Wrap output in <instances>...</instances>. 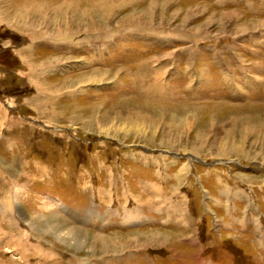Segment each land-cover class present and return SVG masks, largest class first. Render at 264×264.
Returning a JSON list of instances; mask_svg holds the SVG:
<instances>
[{"label": "rangeland", "instance_id": "obj_1", "mask_svg": "<svg viewBox=\"0 0 264 264\" xmlns=\"http://www.w3.org/2000/svg\"><path fill=\"white\" fill-rule=\"evenodd\" d=\"M0 52V264H264V0H0Z\"/></svg>", "mask_w": 264, "mask_h": 264}, {"label": "bare ground", "instance_id": "obj_2", "mask_svg": "<svg viewBox=\"0 0 264 264\" xmlns=\"http://www.w3.org/2000/svg\"><path fill=\"white\" fill-rule=\"evenodd\" d=\"M67 3L68 2H66V5H67ZM97 7H98V9H100L99 10V12L98 13H100L99 14V19H97V18H94L93 16H95L96 15V13H94V12H92L91 14H89L88 13V11L87 10H81L80 11V14L79 15H81V14H83L84 16H83V18H81V17H77V19L78 20H82V19H85L86 20V18L88 17V21L90 20V24H93L94 22L93 21H95V20H98V21H101V22H105V21H107L108 20V15H103V13H106V10H107V8L109 7V6H107L106 4H103L102 2H98L97 4ZM61 6H65V4H63V5H61ZM60 6V7H61ZM76 6V5H75ZM68 9H71V6H69L68 7ZM97 9V10H98ZM55 10V13H57L56 14V17H58V15H61L60 14V9L59 8H57V9H54ZM85 11V12H84ZM92 15V16H91ZM63 17V16H62ZM72 18V19H71ZM74 16H69V19H67V17H66V19L67 20H69L70 22H72L71 20H73L74 21ZM77 20V23L75 22V24L77 25L76 26V29L77 30H75V29H73V28H68L67 30V32L66 33H57L56 35H52V36H49L48 38H46V39H48L49 41H51L52 43H55V44H62V43H67V45H70V46H72V47H80L81 46V43H84V44H87V42H90V39H93L94 37H96V39H99V40H103V41H105L107 38H108V35H109V33H107V31H106V33H105V29H103L102 27H98V28H95V27H88V28H85L83 31L82 30H80V27L82 26L81 25V22L80 21H78ZM64 23V22H63ZM74 23V22H73ZM99 24H100V22H98ZM68 25H72V24H68ZM102 25V24H101ZM89 26V25H88ZM93 26V25H92ZM62 27V26H61ZM96 29H98V31L97 32H95L96 31ZM79 30V31H78ZM88 30V31H87ZM80 31H82L83 33H81ZM101 32V36L99 35V33ZM109 32V31H108ZM105 33V34H104ZM111 39V38H110ZM59 42V43H58ZM69 46V47H70ZM48 69H49V67H47ZM53 69V68H52ZM94 70V69H93ZM99 74V73H98ZM98 74H95L93 77L92 76H89V78H88V80L87 81H91V80H93V78H96V76L98 75ZM101 74V73H100ZM102 77V76H101ZM159 86V85H158ZM47 98V97H46ZM6 204H7V201H6ZM8 206H9V208H10V202H9V200H8ZM72 231H70V233H71ZM72 234V233H71Z\"/></svg>", "mask_w": 264, "mask_h": 264}, {"label": "crops", "instance_id": "obj_3", "mask_svg": "<svg viewBox=\"0 0 264 264\" xmlns=\"http://www.w3.org/2000/svg\"><path fill=\"white\" fill-rule=\"evenodd\" d=\"M246 81H248L247 83V85H250V81H252V79L251 78H249V80H246ZM259 83H262V81L260 80V82ZM233 89H235V87L233 88Z\"/></svg>", "mask_w": 264, "mask_h": 264}, {"label": "flooded vegetation", "instance_id": "obj_4", "mask_svg": "<svg viewBox=\"0 0 264 264\" xmlns=\"http://www.w3.org/2000/svg\"><path fill=\"white\" fill-rule=\"evenodd\" d=\"M1 53V52H0Z\"/></svg>", "mask_w": 264, "mask_h": 264}]
</instances>
